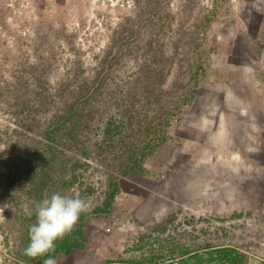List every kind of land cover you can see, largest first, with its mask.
I'll return each instance as SVG.
<instances>
[{"label":"rangeland","instance_id":"obj_1","mask_svg":"<svg viewBox=\"0 0 264 264\" xmlns=\"http://www.w3.org/2000/svg\"><path fill=\"white\" fill-rule=\"evenodd\" d=\"M53 192L57 264H264V0H0V264Z\"/></svg>","mask_w":264,"mask_h":264},{"label":"clouds","instance_id":"obj_2","mask_svg":"<svg viewBox=\"0 0 264 264\" xmlns=\"http://www.w3.org/2000/svg\"><path fill=\"white\" fill-rule=\"evenodd\" d=\"M36 220L29 228L30 242L23 254L36 259L55 251V242L71 233L88 205L85 200L60 192H53L40 201H33ZM43 264H57L46 258Z\"/></svg>","mask_w":264,"mask_h":264},{"label":"trees","instance_id":"obj_3","mask_svg":"<svg viewBox=\"0 0 264 264\" xmlns=\"http://www.w3.org/2000/svg\"><path fill=\"white\" fill-rule=\"evenodd\" d=\"M75 103H76V106H75ZM75 103L69 107V109L67 110V112L65 114H62V115H59V116L56 117V121L53 122L52 128L49 129V131L47 132V135H49L48 136L49 139H52V140L56 141L57 143H60L58 141L60 140L61 136L60 135L58 136L57 133L59 134V131H60L61 127H63V129H64V128H66L65 125H67L68 126L67 127V131H68V133H70L71 131L74 130L73 128H76L77 125L81 124L82 119H83L82 115L80 113L77 114V112H75V111H77V110L78 111L79 110H82V111L85 110L84 108H82V107H84L83 106L84 102L76 101ZM74 118H76V119H74ZM57 129H58V131H56ZM74 132H75V130H74ZM47 162H48V164H46V165H48V167H51V165L49 164L50 160H48ZM134 166H135V163H132V167H134ZM74 180H75V178L71 177L70 184H72V182ZM111 195H110L111 197L109 199V202L113 199V194H111ZM77 235L83 237V234L81 233V231H79V233H77ZM83 243H85V239L83 240V242L78 243V244H74V245L71 246L69 244H66V242H64L63 240L60 239V240L55 242L56 248H55L54 252L47 254L45 257L36 258L37 261H35V262H36V264H43L44 259H46V258L55 259V257L57 256L58 253H63L65 255H68L70 250L73 249V248L81 249L83 247ZM27 245L28 244H26V246ZM27 259L34 260L32 258H27Z\"/></svg>","mask_w":264,"mask_h":264}]
</instances>
